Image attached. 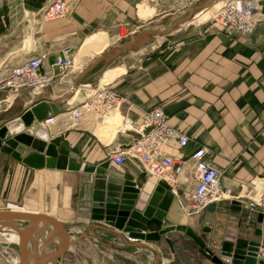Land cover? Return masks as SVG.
I'll use <instances>...</instances> for the list:
<instances>
[{
	"label": "crops",
	"instance_id": "1",
	"mask_svg": "<svg viewBox=\"0 0 264 264\" xmlns=\"http://www.w3.org/2000/svg\"><path fill=\"white\" fill-rule=\"evenodd\" d=\"M49 1L38 9H31L27 0H0L2 64L17 67L31 57L47 54L40 73L53 76L50 86L40 94L30 88L10 94L12 101L8 110L2 112L6 114L0 118V127L34 104L47 99L59 101V114H51L50 118L55 120L45 125L44 130L51 139L60 138L62 144H67L79 157L81 167L79 171L32 169L8 156H1L0 211L6 210L7 204L18 205L27 212L57 218L68 226L72 239L87 233L89 237L73 241L64 260L83 242L93 241V226L101 224L91 217L94 183L98 176L141 183L137 209L143 210L160 181L147 175L132 158L122 167L115 166L108 152L139 137L129 126L130 121L140 123L144 112L162 107L168 124L191 139L185 148L176 143L165 146V153L178 161L188 159L199 146L207 147L210 151L207 160L221 171V184L226 192L214 212L205 211L192 217L186 215L175 200L163 226L209 224L213 249L218 254L224 242L257 239L263 219H260V212L247 208V202L264 195V0H258L262 21L248 39L229 38L220 32L212 21L215 15L211 14L219 0L206 7L213 1L210 0L184 10L183 14L187 15L162 32L166 36L162 42L157 40V35L140 33L128 46H109L107 49L111 47V50L100 57L105 60L96 66L99 67L96 72H93L95 68L93 73L82 78L77 92L65 101L61 99L72 92L81 72L100 58L88 64L93 56L84 57L77 66V52L75 68L60 74L51 67L60 50L67 45L74 50L87 48L84 44L88 36L100 30L110 34V30L120 24L136 20L146 22L157 6L155 0H81L66 18L42 21L40 10ZM171 1L178 4L173 12L180 14L187 6L185 1L191 2ZM143 8L151 12L145 19ZM103 45L101 50L91 48L90 53L95 55L103 51ZM108 62L117 63L118 67L104 72L97 81L94 76ZM102 81L121 97V104L104 117L89 114L77 124L71 122L69 110L80 104L90 88ZM14 105L16 109L11 110ZM118 116L121 125L113 134L110 135L112 127L101 128L105 119ZM179 185L182 191H191L196 186L188 181V171L180 177ZM96 234L100 241L127 238V235L103 231ZM48 238L45 250L59 241L58 237ZM180 239L190 242L186 237ZM167 243L172 242L168 240ZM138 248L145 256L151 249L149 246ZM136 249L135 245L127 243L120 255L127 257ZM206 263L212 264L208 260Z\"/></svg>",
	"mask_w": 264,
	"mask_h": 264
},
{
	"label": "water",
	"instance_id": "2",
	"mask_svg": "<svg viewBox=\"0 0 264 264\" xmlns=\"http://www.w3.org/2000/svg\"><path fill=\"white\" fill-rule=\"evenodd\" d=\"M215 1L206 4V7H210ZM161 33L158 30L141 32L150 35ZM103 60L105 58L96 60L82 71L74 82L72 92L61 100L65 101L72 97L78 90L79 81ZM58 102L47 99L34 104L23 114L0 127V158L3 155L8 156L32 169L79 171L81 167L79 157L70 151L67 144H62L60 138L51 139L48 132L38 125L39 122L49 119L51 114H59ZM142 187L141 183L98 176L94 183L91 217L93 221L104 223L105 226L96 224L92 232L101 230L117 235L124 233L134 239V245L144 247L148 246V242H159L162 237L178 232L190 238L199 247L200 254L212 264H225L224 258H230L231 264H258L260 242L257 239L240 238L236 242H224L218 254L207 246L204 234L199 235L186 225L169 226L149 232L152 224L160 228L163 226L173 203V195L167 185L160 182L146 207L139 210L137 204ZM215 209L216 205L213 204L209 206L208 211L214 212ZM261 218L263 219L262 214ZM204 231L209 233L210 230ZM0 233L16 236L18 264H57L73 244L68 226L48 214L1 210ZM48 237H58L59 241L45 250L49 243ZM87 237L89 236L85 234L81 239Z\"/></svg>",
	"mask_w": 264,
	"mask_h": 264
},
{
	"label": "built area",
	"instance_id": "3",
	"mask_svg": "<svg viewBox=\"0 0 264 264\" xmlns=\"http://www.w3.org/2000/svg\"><path fill=\"white\" fill-rule=\"evenodd\" d=\"M80 1L50 0L40 10V17L42 21L64 19ZM260 12L261 6L258 0H227L212 21L225 36L248 39L257 31L262 21ZM46 59L47 54H39L25 60L17 67L5 66L0 71V92L5 94L0 100V113L7 111L10 107V94L22 88L34 89L40 94L50 86L53 76L40 73V68ZM51 67L57 69L60 74L72 71L75 68L74 48L70 45L64 46ZM121 101V97L111 89L109 84L101 82L97 87L90 88L83 101L71 108L68 113L71 122L77 124L89 114L106 116L115 110ZM54 120L55 118H49L39 126L44 128ZM129 126L139 134V137L127 145L111 148L108 155L115 166H124L128 158L139 162L147 175L167 185L168 190L177 198L181 209L188 216L198 215L224 198L226 192L221 184L222 173L207 160L210 154L207 147L199 146L192 151L188 159L178 161L165 153V146L176 143L180 148H185L191 139L185 132L168 124L162 107L144 112L140 123L132 120ZM186 171H188V181L196 184L191 191L180 190L179 179ZM247 208L263 215L261 228L257 232V240L260 242L257 262L264 264V195L258 199L249 200ZM7 209L25 211L23 207L14 204H8ZM127 237L128 241L135 242L134 239ZM17 262L18 260L13 264ZM223 262L231 264V259L224 258Z\"/></svg>",
	"mask_w": 264,
	"mask_h": 264
},
{
	"label": "rangeland",
	"instance_id": "4",
	"mask_svg": "<svg viewBox=\"0 0 264 264\" xmlns=\"http://www.w3.org/2000/svg\"><path fill=\"white\" fill-rule=\"evenodd\" d=\"M209 1L210 0H191V2L185 1L187 3V6L183 7L184 9L181 10L180 14L179 12H173L175 9H177L178 6V4H174L173 1L170 0L169 2L167 0H155L154 4L157 6V9L155 10L150 20L146 22H138L139 20H136L131 23H123L111 29L110 34L105 30H100L88 36V38L95 37V35L101 37L103 41L101 40L100 42H103L105 44V49L99 53L96 52L95 55L93 53H90L92 47L76 49L75 53L78 52L76 64L78 66V64L80 63L79 60L84 59V57L93 56L89 59L90 62H88V64H91L96 59L105 56L108 50H111L112 46H128L132 39H134L143 31L158 30L159 33L167 31L175 20H178L180 17L187 15V13L183 14L184 10L195 8L196 6L203 5ZM226 1L227 0H219L216 3L217 7L212 11L211 14L216 15L218 10L224 6ZM185 2H183L182 5H184ZM143 11V13L145 14L143 16V19L150 16V11L145 8H143ZM156 37L159 41L160 39L163 40L164 38H166L165 34L163 33L157 34ZM109 46L111 47L107 49ZM117 65V63L108 62L107 65H105L100 72H97L94 77H96V80L98 81L99 76L101 78L104 72L118 67ZM4 67L5 65L2 64V51L0 45V71L3 70ZM104 84L106 83L104 82ZM4 96L5 94L3 92H0V100H2ZM16 106L17 105H14L11 110H15ZM5 114L6 113L1 112L0 118ZM175 200H177V198L173 195V202ZM208 208L205 211H208ZM193 226L194 227L187 225V227L192 228L199 235L204 234L207 246L210 249L214 250V243L211 235L204 231L205 229L212 231V227L209 224L203 223L201 225L197 224ZM164 228L166 227L162 226L160 228L152 224L150 226L149 232H154ZM152 229L156 230L153 231ZM96 232L97 231H95V233L92 232V235H95L91 236L93 241L83 242L81 246L76 247L74 251L69 253L68 256L63 260L62 258L67 254L66 253L61 258L62 260L60 259L57 264H207V259L202 254H200L199 247L190 238V242L188 241L186 243L181 241L180 238H188L183 233L182 235L178 232H174L165 237H162L159 242H146L148 246L151 247V249L148 250L147 256L141 253V249L138 248L140 246L135 245L137 249L130 251L129 256L123 257L120 255L121 250L127 248V243L133 244L132 242L128 241V237H125L127 241L117 237H112L111 239H108L106 241H100L98 238H96ZM122 234L123 236L126 235L124 233ZM84 235L82 234V236ZM78 239H81V236L73 238V241ZM168 240L172 243L168 244ZM16 243V239H13L8 235H0V264H13L16 260H19V253Z\"/></svg>",
	"mask_w": 264,
	"mask_h": 264
},
{
	"label": "bare ground",
	"instance_id": "5",
	"mask_svg": "<svg viewBox=\"0 0 264 264\" xmlns=\"http://www.w3.org/2000/svg\"><path fill=\"white\" fill-rule=\"evenodd\" d=\"M206 17V16H205ZM201 20V19H200ZM186 26V25H185ZM103 41V39L102 38H100L99 36H97V35H95V37H90L89 39H87V41L85 42V44H84V47H97V48H100V50L103 48V42H100V41ZM159 42H162V39H160V41ZM89 57H91V56H89ZM74 96V95H73ZM12 101V97L9 99V102H11ZM121 125V122H120V116H118L116 119H108V120H106L105 119V121L103 122V124L101 125V128H104V127H106V126H108V127H112V129H110V130H112V132L110 133V135L111 134H113L114 133V131H116L117 130V128L119 127ZM100 126V125H99ZM100 128V129H101ZM2 235H8V236H10V237H12L13 239H16V241H17V238H16V236L15 235H13V234H10V233H7V234H3L2 233ZM14 262V261H13ZM19 262V261H18ZM18 262L16 263V264H18Z\"/></svg>",
	"mask_w": 264,
	"mask_h": 264
},
{
	"label": "trees",
	"instance_id": "6",
	"mask_svg": "<svg viewBox=\"0 0 264 264\" xmlns=\"http://www.w3.org/2000/svg\"><path fill=\"white\" fill-rule=\"evenodd\" d=\"M47 0H27V6L31 9H38L40 8L43 3H45ZM99 67H97L93 72H96V70L98 69ZM92 72V73H93Z\"/></svg>",
	"mask_w": 264,
	"mask_h": 264
}]
</instances>
